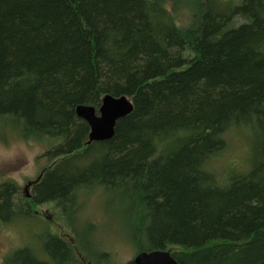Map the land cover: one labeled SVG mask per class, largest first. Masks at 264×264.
Segmentation results:
<instances>
[{"label":"trees","instance_id":"obj_1","mask_svg":"<svg viewBox=\"0 0 264 264\" xmlns=\"http://www.w3.org/2000/svg\"><path fill=\"white\" fill-rule=\"evenodd\" d=\"M104 95L133 109L86 146L74 109L98 110ZM10 122L51 144L35 199L68 237L43 229V251L1 264H113L93 240L98 225L76 219L79 190L97 186L135 254L264 264V0H0V123ZM237 129L255 156L220 184L205 166ZM14 189L0 183L2 224Z\"/></svg>","mask_w":264,"mask_h":264},{"label":"rangeland","instance_id":"obj_2","mask_svg":"<svg viewBox=\"0 0 264 264\" xmlns=\"http://www.w3.org/2000/svg\"><path fill=\"white\" fill-rule=\"evenodd\" d=\"M224 1L238 3L239 0ZM212 8L211 6L210 9ZM184 19V15H181L178 21L182 22ZM11 124L13 123H0V183L5 178L20 183L35 170L38 176L43 168L51 166L53 162L43 157L51 146L49 141H25L19 130H14ZM237 131L228 135L225 149L212 157L205 166V171L214 175L220 184L227 175L248 171L255 156L252 146L248 151L251 139H246L244 130ZM104 190L101 186H97V190L93 191L79 190L81 198L76 219L83 228L88 227L89 222L97 224L98 232L94 234L93 240L98 238L101 248L107 252L113 264H126L131 262L135 252L123 235L116 230L113 222L117 217L113 207L107 210L109 198ZM111 195L114 196L115 193ZM43 229L58 233L65 239L68 237L63 219L51 203L37 207V220L17 219L10 224H0V264L18 247H27L34 254L43 251L46 240L43 239ZM101 230L102 234L99 237ZM4 256L6 257L3 258ZM79 260L83 261V257Z\"/></svg>","mask_w":264,"mask_h":264},{"label":"water","instance_id":"obj_3","mask_svg":"<svg viewBox=\"0 0 264 264\" xmlns=\"http://www.w3.org/2000/svg\"><path fill=\"white\" fill-rule=\"evenodd\" d=\"M132 109L133 102L123 95L118 97L104 95L98 110L90 105L76 106L74 109L76 117L85 122L89 128L86 145L111 139L116 122L129 115ZM132 262L133 264H176L169 253L163 250L139 253Z\"/></svg>","mask_w":264,"mask_h":264},{"label":"flooded vegetation","instance_id":"obj_4","mask_svg":"<svg viewBox=\"0 0 264 264\" xmlns=\"http://www.w3.org/2000/svg\"><path fill=\"white\" fill-rule=\"evenodd\" d=\"M43 173L44 172H41L39 176ZM1 183L6 185L10 184L15 187V189L13 190L15 199L14 201L13 200L11 201L12 215L10 220L6 222V224H10V222L15 221L17 219L37 220V200L35 199V187H37V170H35L33 174L23 179L20 183H16L15 181H10V178L3 179ZM0 224H2L1 221ZM23 249H28V248L18 247V249H16L15 252ZM5 257L6 256H4L3 258Z\"/></svg>","mask_w":264,"mask_h":264},{"label":"bare ground","instance_id":"obj_5","mask_svg":"<svg viewBox=\"0 0 264 264\" xmlns=\"http://www.w3.org/2000/svg\"><path fill=\"white\" fill-rule=\"evenodd\" d=\"M87 142V141H86Z\"/></svg>","mask_w":264,"mask_h":264}]
</instances>
